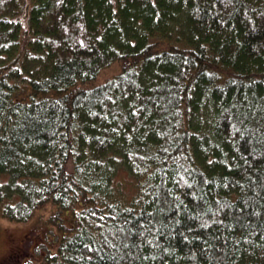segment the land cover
Returning <instances> with one entry per match:
<instances>
[{"label":"trees","instance_id":"16d2710c","mask_svg":"<svg viewBox=\"0 0 264 264\" xmlns=\"http://www.w3.org/2000/svg\"><path fill=\"white\" fill-rule=\"evenodd\" d=\"M48 203L41 264H264V0H0V214Z\"/></svg>","mask_w":264,"mask_h":264},{"label":"rangeland","instance_id":"374dc122","mask_svg":"<svg viewBox=\"0 0 264 264\" xmlns=\"http://www.w3.org/2000/svg\"><path fill=\"white\" fill-rule=\"evenodd\" d=\"M110 74V69L104 70L100 78ZM51 211L52 205L48 203L36 209L28 220L21 222L11 221L0 214V264H41L48 254L54 252L53 233L57 227L49 218ZM30 240H33L32 244L28 243ZM30 244V252L23 253L26 255L24 263H17L21 249H26L25 246Z\"/></svg>","mask_w":264,"mask_h":264},{"label":"flooded vegetation","instance_id":"af4514ba","mask_svg":"<svg viewBox=\"0 0 264 264\" xmlns=\"http://www.w3.org/2000/svg\"><path fill=\"white\" fill-rule=\"evenodd\" d=\"M31 241H33V240H30L28 243H30ZM31 244H32V242H31ZM31 244L30 245H26L25 247H26V249H21V254H20V256H19V260L21 261H19L18 260V262L17 263H24L23 261L26 259V257H25V259H24V256H26V255H24L23 253H25L26 251H29L30 252V250H31ZM19 252V253H20ZM2 260V259H1ZM4 260H5V258H4ZM3 260V261H4ZM30 260V259H29ZM26 262V261H25Z\"/></svg>","mask_w":264,"mask_h":264}]
</instances>
